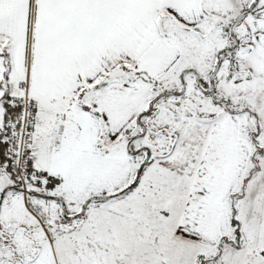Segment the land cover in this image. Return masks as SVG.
I'll return each mask as SVG.
<instances>
[{"label":"snow or ice","instance_id":"obj_1","mask_svg":"<svg viewBox=\"0 0 264 264\" xmlns=\"http://www.w3.org/2000/svg\"><path fill=\"white\" fill-rule=\"evenodd\" d=\"M0 264H264V0H0Z\"/></svg>","mask_w":264,"mask_h":264}]
</instances>
